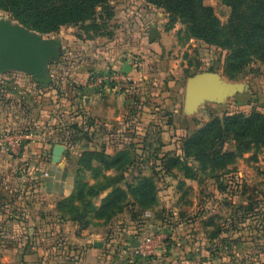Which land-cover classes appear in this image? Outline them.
Masks as SVG:
<instances>
[{
    "label": "rangeland",
    "instance_id": "1",
    "mask_svg": "<svg viewBox=\"0 0 264 264\" xmlns=\"http://www.w3.org/2000/svg\"><path fill=\"white\" fill-rule=\"evenodd\" d=\"M254 1H202L230 48L197 40L146 0H104L90 20L50 34L0 9V20L58 43L49 84L0 74V264H264V134L214 129L190 143L225 116L264 119V62L235 30ZM233 55L247 57L240 71ZM204 73L236 92L186 112V81ZM95 119L96 152L115 161L106 171L102 156L92 161L97 174L80 165Z\"/></svg>",
    "mask_w": 264,
    "mask_h": 264
},
{
    "label": "trees",
    "instance_id": "2",
    "mask_svg": "<svg viewBox=\"0 0 264 264\" xmlns=\"http://www.w3.org/2000/svg\"><path fill=\"white\" fill-rule=\"evenodd\" d=\"M103 1L104 0H0V9L10 13L13 19L21 26L30 28L38 33L50 34L57 32L62 26L90 20L94 15V8ZM146 1L156 8H165L170 14L180 15L185 20L189 34L197 40L209 45L223 46L224 48L231 47V43L227 42V40L219 41L218 32L216 30V20L213 17L211 8L202 5L203 0H176L174 4H168L167 6H165L164 0ZM248 12L253 13L251 19L246 17ZM198 13H201L205 17L201 22L198 21ZM242 17L246 18L245 20H241L240 26H237L235 29L236 32L240 30L245 32L242 42L239 41V44L245 48L256 46L259 51V57L261 61L264 62V0H255L252 9L248 7L239 14L238 18ZM230 26L232 29V24ZM247 62L246 56L233 55L228 64H231V67L233 66L240 71ZM259 119L261 118H257L254 114L249 116H225L221 120L222 122L214 120L199 130L196 135L190 139V143L197 144L204 142V138L214 129L222 133L221 135L236 133L241 136V134L247 135L251 130L257 127L256 133L264 134V119L263 121H259ZM100 156L104 159L103 162H100L103 170H110L115 166L113 158L104 156L96 151H86L83 152L81 156V167L89 169L92 167V161L97 160ZM90 169L93 174L94 172L97 174L100 171L98 168ZM93 179H95L94 175Z\"/></svg>",
    "mask_w": 264,
    "mask_h": 264
},
{
    "label": "water",
    "instance_id": "3",
    "mask_svg": "<svg viewBox=\"0 0 264 264\" xmlns=\"http://www.w3.org/2000/svg\"><path fill=\"white\" fill-rule=\"evenodd\" d=\"M58 57V43L43 40L37 34L20 25L0 20V74L9 71L22 72L34 77L38 84L50 83L48 64ZM123 74L129 73L127 66ZM236 92L234 85L222 82L217 76L204 73L186 81L184 91V110L191 112L198 103L207 99L219 103L227 94ZM63 151V147H53V159Z\"/></svg>",
    "mask_w": 264,
    "mask_h": 264
},
{
    "label": "crops",
    "instance_id": "4",
    "mask_svg": "<svg viewBox=\"0 0 264 264\" xmlns=\"http://www.w3.org/2000/svg\"><path fill=\"white\" fill-rule=\"evenodd\" d=\"M48 65H50V63L48 64ZM45 112H47V113H50V112H48V111H45ZM48 123L50 124L51 123V121L49 122L48 121ZM110 123V122H109ZM93 124V125H92ZM97 119H95L94 120V122H92L91 121V127L89 128V134H88V142H87V144H86V146H84L83 147V149H81V152H84V151H90V150H92V151H97V150H99V146H97V140H98V138H100L103 134H104V132L103 133H101V131H102V129H99V128H97ZM106 126V125H105ZM108 127V126H107ZM108 129V128H107ZM46 135L48 136V138H54V139H57L58 138V135L56 134V135H53V136H51V134L49 135V133L47 132H45L44 134H43V138L44 137H46ZM47 148V146H44V149H46ZM107 148H109V146H107ZM67 149V148H66ZM65 163V162H64ZM63 163V164H64ZM59 173H61V175L62 174H64V175H66V177H65V180H63L62 178H61V182H62V184H64L63 182L65 181V182H67V190H65V192L63 191L62 192V190H61V186H56V188H55V191H56V193L59 195V196H61V197H67L70 193H71V190H72V180H71V173H70V171H68V170H66V169H60L59 170ZM69 177V178H68ZM50 181H47V187H49V183ZM63 193V194H62Z\"/></svg>",
    "mask_w": 264,
    "mask_h": 264
},
{
    "label": "built area",
    "instance_id": "5",
    "mask_svg": "<svg viewBox=\"0 0 264 264\" xmlns=\"http://www.w3.org/2000/svg\"><path fill=\"white\" fill-rule=\"evenodd\" d=\"M122 77L123 78H128V76H126L125 74L122 73Z\"/></svg>",
    "mask_w": 264,
    "mask_h": 264
}]
</instances>
